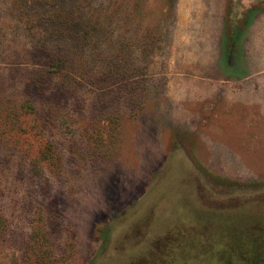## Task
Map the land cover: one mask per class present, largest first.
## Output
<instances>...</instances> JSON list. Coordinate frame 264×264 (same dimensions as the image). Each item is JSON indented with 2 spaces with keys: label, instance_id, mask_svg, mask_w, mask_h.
Wrapping results in <instances>:
<instances>
[{
  "label": "rangeland",
  "instance_id": "rangeland-1",
  "mask_svg": "<svg viewBox=\"0 0 264 264\" xmlns=\"http://www.w3.org/2000/svg\"><path fill=\"white\" fill-rule=\"evenodd\" d=\"M0 264H264V0H0Z\"/></svg>",
  "mask_w": 264,
  "mask_h": 264
}]
</instances>
